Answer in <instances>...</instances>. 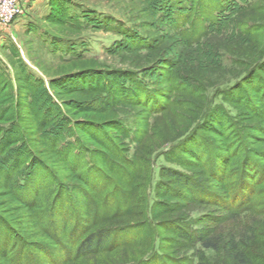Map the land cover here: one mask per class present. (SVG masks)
<instances>
[{
  "label": "trees",
  "instance_id": "obj_1",
  "mask_svg": "<svg viewBox=\"0 0 264 264\" xmlns=\"http://www.w3.org/2000/svg\"><path fill=\"white\" fill-rule=\"evenodd\" d=\"M210 1L212 7L201 5V0H157L153 9L159 21L172 22L176 33L189 44L199 45L194 34L200 28L216 36L243 33L247 36L264 27V23L256 27L250 23L246 25L245 21L239 22L246 14L254 16L251 14L255 10V0ZM67 21L78 26L106 27L105 18L83 8L78 15L68 14ZM118 25L137 48L152 46L153 41L138 29L122 23ZM260 46L257 44L249 55L254 64L247 74L211 94L208 92L211 87L198 83L195 90L201 100L187 101L191 104L188 105L189 117L180 115L173 119L164 133H160L158 126L154 127L157 132L150 128L143 139L133 132L127 111L118 108L113 110V117L99 121L75 120L62 114L61 121L54 126L53 117L43 115L37 109L36 92L43 81L25 66L21 67L24 82L18 86L21 91L19 106L11 109L14 96L2 95L0 89V122H13L6 126L0 124V152H10L5 156L9 161L4 166L0 164V207L7 202L17 212L26 211L33 218H40L37 220L43 238L61 247L60 251L66 255L60 262L53 258L50 264H68L75 258L84 259L100 252L116 253L129 244L131 236H137L143 249L149 248L152 260L162 262L166 247L162 245V235L157 228L183 238L186 247L194 250L189 264H264V145L244 143L258 138L264 141V75H259L264 70V49ZM62 51L63 59L68 54L71 59L84 56L75 44L67 45ZM162 64L155 63L153 69ZM96 70L91 68L82 72L108 74ZM6 73L0 64V87L7 83ZM150 74L142 71L124 75L127 80L119 83L115 95L109 89L113 85L106 80L109 91L108 103L104 106L108 104L107 110L111 111L116 95L124 94L127 95L125 103L132 108L145 105L153 112H164L167 107L160 100L168 98V94L146 79ZM173 76L176 82L171 85V91L180 90L183 75L176 72ZM26 93L32 97L29 111L34 115L35 126L41 129L39 140L24 135L25 122L19 119ZM168 102L169 111L179 106L178 99L169 98ZM238 105L260 118L262 125L238 128L240 121L233 110ZM74 109L79 113L98 114L89 107L80 110V105H75ZM69 126H72V132L67 130ZM112 131L117 132L116 138ZM203 132L225 135L227 140L221 144L215 138L201 134ZM153 134L163 135L164 144L169 147H154L149 142ZM117 138H121L120 144ZM130 138L136 142V147L125 142ZM33 145L37 146V151ZM230 148H235L236 153ZM240 150L242 155L238 156ZM24 157L28 162L18 171ZM160 158L185 169L163 164L157 173L155 164ZM16 167L19 173L14 175ZM61 174L67 182L60 179ZM48 181L53 182L51 187ZM47 186L50 191L42 198L40 195ZM108 186L112 189L102 203L98 197L94 199L90 195ZM113 201L114 210L109 212V203ZM41 202H45L43 209ZM192 204L214 205L222 213L218 211V215H213L211 210L191 219L182 210ZM176 212L178 215L172 217L171 214ZM16 220L0 213V264H21L19 258L18 261L6 252L13 238L19 237L33 252H46L42 243L30 242L19 233ZM145 237L150 242L143 246L140 240ZM146 260L141 259L140 263L144 264Z\"/></svg>",
  "mask_w": 264,
  "mask_h": 264
},
{
  "label": "rangeland",
  "instance_id": "obj_2",
  "mask_svg": "<svg viewBox=\"0 0 264 264\" xmlns=\"http://www.w3.org/2000/svg\"><path fill=\"white\" fill-rule=\"evenodd\" d=\"M156 1H30L23 15L16 18L5 29H2L0 26V64L5 68L7 72L5 77L8 79L6 85L1 86L0 89H2V95L9 93V95L14 96L11 109L14 110V108L19 106L18 101L21 99L19 87L24 82V74L21 67L25 66L26 70H30L31 73H34L43 81V84H41L42 82L40 83L42 87L36 92L39 100L37 109L42 111L43 115L48 114V116L53 117L52 123L54 126H57L58 121H61L62 117L60 115L62 114L68 115L75 120L85 121L90 119L99 121L102 118L109 119L113 117V110L118 108L122 111H127V116H129L132 123L133 132L138 133L139 137H141L140 139H143V135L147 134V130L149 131L150 128L156 131L157 129H154V127L158 126V128L160 127V131H162L160 133H164V130L166 131L167 127L171 126L170 122L173 119H177L180 115L187 117L190 114L188 105L191 104L187 101L194 100L199 102L201 100L198 90H195L199 87L198 83L211 87L208 91H211L210 94L215 89L226 87L229 83L235 82L240 76L248 73V70L254 64L251 62L249 55L257 47V44L261 45L260 47L263 46L262 50L264 49V27H261L256 32L247 33V36L244 35L245 33L235 36H216L213 33H208L204 28H200L198 33L194 34L195 37L197 36L196 39L199 41V45L189 44L182 35L176 33L172 27V22L165 23L156 18L155 9H153ZM199 3L207 7H212L213 5L210 0H201ZM254 5L255 10L251 14L254 16L246 14L239 18V22L245 21L246 25L250 23L256 27L264 23V0H255ZM82 8L84 10L95 11L101 18H105L106 27H94L91 24L78 26L67 21L68 14L78 15L82 12ZM207 14L211 16V12L208 11ZM236 16L237 14H235ZM119 23L126 24L130 28L134 27L143 34H146L153 41L152 46L137 48L136 45H133L131 38L126 37L122 33L120 29L123 28H118ZM70 44H75L78 52L84 56L78 59H71L68 54L65 55L66 59H63L62 49H65ZM120 44L122 45L120 46ZM260 47L258 48L259 50H261ZM210 53L214 54L210 55ZM260 58H258L259 61ZM160 62H163V64L154 70L155 63ZM91 68L98 69L96 71L107 72L108 74L100 76L99 74L82 72ZM142 71L151 72L146 79L152 82L154 87L162 89L164 94H168V98L160 100L164 101L163 103L167 109L164 112H153L150 107L145 105L139 108H132L131 105L125 103L126 98L124 97L127 95L119 94L115 96L111 111H108L106 108L108 104L106 106L104 104L108 103L107 92L109 89H111L114 95L117 94L116 89L119 83L127 80L124 75L127 76L132 72ZM176 72H180L183 75L184 82L180 90L171 91V89L173 90L171 85L176 82L173 78ZM70 73L75 74L63 78L64 75ZM259 75H264V70ZM106 80L109 81V84L113 85L112 88L108 89ZM31 98L29 93H26V96L23 97L24 102H21L23 106L19 110L21 113L19 116L21 117H18L25 122L23 128L24 135L32 140H39L41 138V129L35 126L34 115L29 111ZM169 98L178 99L179 103V106L171 111L168 110L170 108L168 106ZM24 103H28V105ZM75 105H80V110L85 107L95 109L99 115L95 112L79 113V111L74 109ZM99 110L102 111L99 112ZM233 110L240 121L238 128H246V126L254 124H257V126L262 125L260 124L262 123L261 119L248 112L244 107L238 105ZM12 123L6 122L2 124L0 122L1 125L5 126ZM71 127L67 128L69 132L73 131ZM201 134L215 138L221 144L227 140L225 135L221 136L214 132L210 134L203 132ZM112 135L116 138L117 132L112 131ZM116 141L120 144L121 138H117ZM125 142L129 143L128 145L132 148L136 147V142L131 141V138ZM149 142L154 144V147L165 146L166 149L169 147V145L164 144L163 135L153 134ZM244 143L255 146L264 145V141L259 138L245 140ZM36 147V145H33V149L37 151L38 148ZM230 149L235 150V148ZM234 152L236 153V150ZM8 153H10L9 150L4 153L0 152L1 166H4L9 161L5 158ZM12 155L10 159L13 157ZM128 155L130 156V154ZM241 155L242 150L238 152V156ZM26 161L28 162V159L24 157L18 171H21L25 167ZM163 164L185 169V167L177 163H170L164 158H160L157 164H155L157 173ZM104 168L107 172V168ZM228 168H230V165ZM17 173L19 172H17L16 167L14 175H17ZM60 179L66 180V182L68 180L64 174L60 175ZM48 183L50 187L53 185L52 181H48ZM111 189L112 186L104 187L97 192H91L90 195L94 199L98 197V200L102 203L104 196ZM49 191L50 188L48 186L45 187L40 196L46 198ZM44 199L43 201H45ZM40 205L42 206L41 209H43L45 202H41ZM114 206V201L109 203L107 211H113ZM216 209L218 208L214 205L205 207L192 204L182 211L191 219H195L202 213L211 210H213V215H218V211L220 210ZM69 212L71 213L73 210L69 209ZM0 213L8 219L16 218V226L19 233L30 242L42 243V247L44 246L46 250L45 253L42 251L33 252L27 245L24 246V242L17 237L10 241L6 249L10 257H15L17 260L19 258L21 264H50L53 258L59 262L63 258H66L64 251H60L61 247L58 248L54 243L43 238L41 226L38 225L37 220L40 219L39 217L35 219L26 211L17 212L16 208L9 206L7 202L3 203V208L0 207ZM171 215L173 217V215H178V213L176 212ZM157 231L162 235V245L166 247L163 250L166 256L162 262L152 260L154 258L148 253L149 248L143 249L144 247L139 246L137 236H131V238H128L129 244L122 246L116 253L100 252L98 255L89 256L84 259L75 258L68 264H141V259H147L144 264H189L194 250L188 246L186 247L185 240L176 237L166 229L157 228ZM63 240L66 241L64 238ZM141 241L143 246H146L150 242V239L145 237ZM209 255L211 256V254Z\"/></svg>",
  "mask_w": 264,
  "mask_h": 264
},
{
  "label": "built area",
  "instance_id": "obj_3",
  "mask_svg": "<svg viewBox=\"0 0 264 264\" xmlns=\"http://www.w3.org/2000/svg\"><path fill=\"white\" fill-rule=\"evenodd\" d=\"M30 1L32 0H0V26L2 29L23 15Z\"/></svg>",
  "mask_w": 264,
  "mask_h": 264
}]
</instances>
